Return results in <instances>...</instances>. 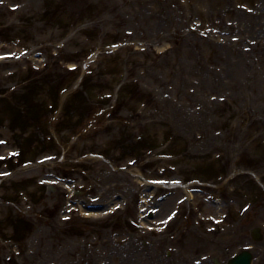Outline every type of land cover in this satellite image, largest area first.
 I'll return each instance as SVG.
<instances>
[{"label": "rangeland", "instance_id": "obj_1", "mask_svg": "<svg viewBox=\"0 0 264 264\" xmlns=\"http://www.w3.org/2000/svg\"><path fill=\"white\" fill-rule=\"evenodd\" d=\"M241 1L0 0V54H16L0 62V156L19 153L0 181V219L11 245L18 237L11 219L17 222L16 208L23 212L18 234L25 246L15 264H154L149 255L162 259L156 264H180L169 248L180 253L182 243L196 250L193 260L206 253L199 241L180 236V206L168 235L156 231L180 193L156 218L139 221L137 203L154 191L137 177L200 179L208 188L228 177L238 195L244 181L237 161L249 155L264 172V0ZM191 25L230 34L220 44L189 33ZM113 47L119 50L107 54ZM72 87L60 110L62 89ZM22 88H34L31 115L20 109L28 94ZM43 157L51 160L35 171L23 173L17 163L36 165ZM2 163L0 171H9ZM220 165L229 175L211 178L209 170ZM53 174L98 198L93 207L132 188L135 196L100 220L86 224L72 212L65 223L58 213L64 189L47 195L40 185ZM238 201L228 209L230 223L240 215ZM130 241L137 254L123 259L119 250Z\"/></svg>", "mask_w": 264, "mask_h": 264}, {"label": "bare ground", "instance_id": "obj_2", "mask_svg": "<svg viewBox=\"0 0 264 264\" xmlns=\"http://www.w3.org/2000/svg\"><path fill=\"white\" fill-rule=\"evenodd\" d=\"M130 248V246H128ZM129 248H127V250L129 251Z\"/></svg>", "mask_w": 264, "mask_h": 264}]
</instances>
